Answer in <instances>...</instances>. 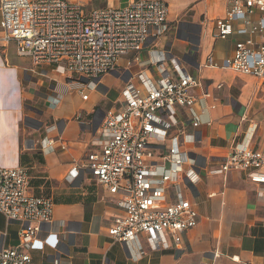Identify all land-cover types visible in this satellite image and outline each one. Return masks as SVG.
<instances>
[{"label":"crops","instance_id":"1","mask_svg":"<svg viewBox=\"0 0 264 264\" xmlns=\"http://www.w3.org/2000/svg\"><path fill=\"white\" fill-rule=\"evenodd\" d=\"M99 1L80 3L92 10L125 7L131 0ZM163 1L168 5V35L125 57L121 70L105 75L87 101L78 93L82 85L78 78L67 79L51 66L36 68L18 55L14 43L0 44V167H25L30 193L54 203L52 221L42 225L30 250L36 264H54L55 259L60 264H264V186L243 171L211 173L237 143L264 150V80L207 66L209 58L223 66L236 38L246 36L238 31L224 40L212 37L228 0ZM161 52H169L167 66L174 59L201 82L195 105L178 108L184 129L194 136L183 142L184 151L197 159L201 180L196 188L184 191L198 210L197 227L185 233L180 248L152 249L145 236L134 243L113 239L108 228L123 214L121 196L109 193L90 172L74 176L71 171L96 148L91 142L104 111L123 101L130 77L128 60L140 56L147 61ZM131 69L158 73L150 64L133 62ZM118 81L119 95L113 91ZM208 119L210 125H196ZM49 140L54 142L52 149ZM26 226L8 223L0 213V229L7 231L5 246H16Z\"/></svg>","mask_w":264,"mask_h":264},{"label":"built area","instance_id":"2","mask_svg":"<svg viewBox=\"0 0 264 264\" xmlns=\"http://www.w3.org/2000/svg\"><path fill=\"white\" fill-rule=\"evenodd\" d=\"M0 12V44L14 43L18 55L36 68L51 66L58 75L81 80L78 93L83 101L98 90L105 75L121 70L125 57L143 51L170 30L163 0H131L125 7L92 10L70 0H0ZM238 31L246 36L236 38L224 65L209 58L207 66L264 80V0H228L212 37L224 40ZM168 56L169 52H161L147 61L140 56L128 60L130 77L123 101L104 111L91 142L96 148L71 171L74 176L88 171L109 193L121 196L118 205L123 214L108 228L113 239L134 243L145 236L152 249L180 248L185 233L199 221L198 210L184 191L197 187L201 168L181 149V143L194 136L184 129L178 108L195 105L201 82L174 59L167 66ZM133 62L156 65L158 73L134 72ZM211 122L198 120L196 125ZM53 144L47 141L50 149ZM232 170L243 171L253 183L264 186V150L237 143L211 173ZM53 208L51 198L30 193L25 167H0V213L8 223L27 225L14 247L4 245L7 231L0 229V264H36L30 250L42 225L52 221Z\"/></svg>","mask_w":264,"mask_h":264},{"label":"rangeland","instance_id":"3","mask_svg":"<svg viewBox=\"0 0 264 264\" xmlns=\"http://www.w3.org/2000/svg\"><path fill=\"white\" fill-rule=\"evenodd\" d=\"M98 1H99V0H94V4H95V5L99 4ZM101 1H102V0H101ZM99 2H100V1H99ZM75 3H80V0H75ZM95 5H94V6H95ZM121 86H122V82H121V81H118V82L114 85V87H113V91H114L115 93H117L118 95L120 94V88H121ZM181 141H182V138H181ZM181 149H182V150H185V146H184L183 143H181Z\"/></svg>","mask_w":264,"mask_h":264},{"label":"water","instance_id":"4","mask_svg":"<svg viewBox=\"0 0 264 264\" xmlns=\"http://www.w3.org/2000/svg\"><path fill=\"white\" fill-rule=\"evenodd\" d=\"M183 59H184V61H187V60H186V57H184ZM27 120L29 121V118H28ZM190 156H191V157H194L193 154H190Z\"/></svg>","mask_w":264,"mask_h":264}]
</instances>
